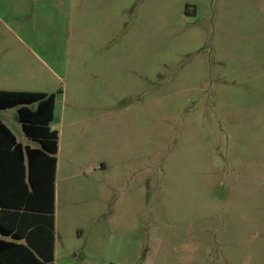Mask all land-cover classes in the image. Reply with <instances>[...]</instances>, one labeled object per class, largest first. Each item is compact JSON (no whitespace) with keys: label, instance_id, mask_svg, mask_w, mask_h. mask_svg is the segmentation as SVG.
<instances>
[{"label":"rangeland","instance_id":"1","mask_svg":"<svg viewBox=\"0 0 264 264\" xmlns=\"http://www.w3.org/2000/svg\"><path fill=\"white\" fill-rule=\"evenodd\" d=\"M79 2L64 98L0 53V88L57 94L55 264H264V0Z\"/></svg>","mask_w":264,"mask_h":264},{"label":"trees","instance_id":"2","mask_svg":"<svg viewBox=\"0 0 264 264\" xmlns=\"http://www.w3.org/2000/svg\"><path fill=\"white\" fill-rule=\"evenodd\" d=\"M12 108L37 146H24L0 119V264H55L56 95L0 90V111Z\"/></svg>","mask_w":264,"mask_h":264},{"label":"crops","instance_id":"3","mask_svg":"<svg viewBox=\"0 0 264 264\" xmlns=\"http://www.w3.org/2000/svg\"><path fill=\"white\" fill-rule=\"evenodd\" d=\"M79 3V0H0V53L7 52L6 55H9V57L12 56L9 60V64L11 66L9 72L12 77L9 80V84L12 83V79L16 80L17 78L27 77L28 74L29 76L34 74L33 70H26L27 65L25 63L16 64L14 60L13 64L12 61L13 56H15L16 58L21 56L23 57L22 59H26L28 55V57L30 58L28 62L30 64H34L35 62L33 60V56L37 59L36 64L40 65L38 66V68L44 70L43 74L45 75L47 81L57 80L64 84L63 87H59L57 90V93L59 95H62L63 98L67 94V90H69L70 87L73 88L74 82L78 81L79 76L82 74L83 69H80V66H83V63L81 60L80 62L76 61L74 63L75 60L70 59L71 50L73 49V47H71L66 42L69 41L71 35L70 20L72 17V10H74L75 8L78 9ZM58 19L59 21L57 22L56 27L53 30L46 31L48 24H54ZM43 30L46 31V33H42L40 35L39 33H41ZM54 32H56L58 35L56 34V36H54ZM58 40L60 42H65V40H67L65 42L64 50H55L53 48L51 43H53L54 45V42H58ZM16 44H18V48ZM35 46H39V51L41 53H38V51L35 49ZM74 47H76V45ZM77 48L78 46L75 48V51L78 53L79 51L81 52V49L79 48V50H77ZM56 51H59L58 56L54 55ZM30 61H32V63ZM51 62H55L58 69H56ZM75 64H78L79 68L74 70L73 72V68H77ZM0 90L45 92L48 94H55V121L57 111V94L54 91H51L49 93V91L43 89H25L23 87H10L6 89L0 88ZM64 116L65 109H63L62 111V118ZM3 122L5 123V121ZM71 123L74 124L73 122ZM54 130H57L59 132V136L61 135V131L59 129ZM22 144L24 146L36 147L29 144ZM60 152L61 141L59 145V153L57 156V179L59 175ZM57 179L55 262L57 258V236L59 234Z\"/></svg>","mask_w":264,"mask_h":264}]
</instances>
